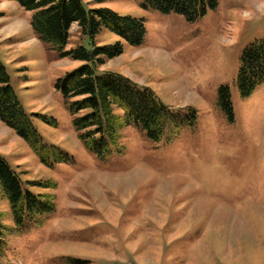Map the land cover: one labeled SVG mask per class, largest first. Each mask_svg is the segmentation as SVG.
<instances>
[{"label": "rangeland", "instance_id": "rangeland-1", "mask_svg": "<svg viewBox=\"0 0 264 264\" xmlns=\"http://www.w3.org/2000/svg\"><path fill=\"white\" fill-rule=\"evenodd\" d=\"M83 2L145 21L139 47L102 29L96 44L120 43L123 54L97 70L151 89L185 123L160 142L127 127L119 148L98 158L56 88L86 63L60 58L35 34L34 12L0 0V60L25 110L48 119L34 118L43 141L69 160L46 166L0 121V156L25 190L55 203L0 239V264H264V83L247 97L238 83L244 52L264 39V0H217L194 21L142 0ZM80 46L91 49L75 23L65 50ZM5 199L0 222L12 228Z\"/></svg>", "mask_w": 264, "mask_h": 264}, {"label": "trees", "instance_id": "trees-1", "mask_svg": "<svg viewBox=\"0 0 264 264\" xmlns=\"http://www.w3.org/2000/svg\"><path fill=\"white\" fill-rule=\"evenodd\" d=\"M8 1H15L26 11L35 13L32 19L35 34L58 50L60 58L86 63L60 79L56 88L74 117L75 128L83 133L80 140L98 158L104 159L112 154L114 148H119L121 132L127 127L141 131L153 142H160L167 131L176 130L185 123L180 122L179 117L161 103L151 89L139 87L121 75L97 70V66L104 64L105 60H113L123 54L120 43L103 47L96 44L102 29L114 33L133 47H139L147 32L143 19L120 16L107 8L88 9L83 0ZM216 5L217 0H142L146 10L175 13L189 21L205 15L209 8ZM75 23H78L83 36L89 38L91 49L80 46L69 52L65 50ZM238 83L245 97L252 95L264 83V39L255 42L244 52ZM74 98L80 100L74 101ZM222 99L231 112L228 93L224 92ZM82 112L86 114L78 117ZM34 118H44L48 122L46 117L25 110L0 60V121L24 139L46 166L53 168L56 164L68 163V156L62 150L43 141ZM189 118L191 121L194 117L190 115ZM50 123L57 125L52 119ZM24 184L0 156V195L6 198L14 221L12 228L0 222V239L3 241L9 233L18 235L26 232L30 221L35 218L41 220L43 216L55 212L52 196L25 190ZM41 222L43 220L39 222L40 225Z\"/></svg>", "mask_w": 264, "mask_h": 264}, {"label": "bare ground", "instance_id": "bare-ground-1", "mask_svg": "<svg viewBox=\"0 0 264 264\" xmlns=\"http://www.w3.org/2000/svg\"><path fill=\"white\" fill-rule=\"evenodd\" d=\"M157 58V57H156Z\"/></svg>", "mask_w": 264, "mask_h": 264}]
</instances>
